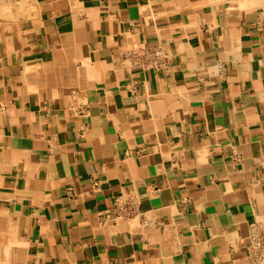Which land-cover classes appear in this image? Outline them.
I'll return each instance as SVG.
<instances>
[{
    "label": "crops",
    "instance_id": "obj_1",
    "mask_svg": "<svg viewBox=\"0 0 264 264\" xmlns=\"http://www.w3.org/2000/svg\"><path fill=\"white\" fill-rule=\"evenodd\" d=\"M2 1L0 264H264V0Z\"/></svg>",
    "mask_w": 264,
    "mask_h": 264
},
{
    "label": "bare ground",
    "instance_id": "obj_2",
    "mask_svg": "<svg viewBox=\"0 0 264 264\" xmlns=\"http://www.w3.org/2000/svg\"><path fill=\"white\" fill-rule=\"evenodd\" d=\"M1 1V0H0ZM0 3H3V1L2 2H0ZM259 241V240H258Z\"/></svg>",
    "mask_w": 264,
    "mask_h": 264
}]
</instances>
